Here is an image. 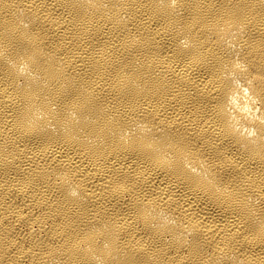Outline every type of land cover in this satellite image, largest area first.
Wrapping results in <instances>:
<instances>
[{"label": "bare ground", "instance_id": "obj_1", "mask_svg": "<svg viewBox=\"0 0 264 264\" xmlns=\"http://www.w3.org/2000/svg\"><path fill=\"white\" fill-rule=\"evenodd\" d=\"M0 264H264V0H0Z\"/></svg>", "mask_w": 264, "mask_h": 264}]
</instances>
